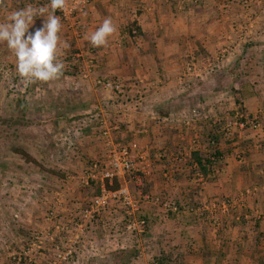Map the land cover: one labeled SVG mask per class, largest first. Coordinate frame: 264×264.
Returning <instances> with one entry per match:
<instances>
[{
    "label": "crops",
    "instance_id": "obj_1",
    "mask_svg": "<svg viewBox=\"0 0 264 264\" xmlns=\"http://www.w3.org/2000/svg\"><path fill=\"white\" fill-rule=\"evenodd\" d=\"M27 4L46 6L49 0H0V22ZM107 17L116 32L106 46L93 48L85 36ZM44 19L34 18L28 33L42 27ZM61 23V41L69 45L63 54L76 49L90 60L80 98L97 102L99 109L80 132L67 122L52 129L71 151L61 161L63 170L52 174L54 206L60 204L59 192L69 191L60 214L76 218L99 186L112 151L127 148L132 157L136 153L150 162L148 174L124 173L113 180L138 204L145 232L125 233L122 209L112 204L78 231L79 242L66 264H264V0H95L75 26ZM132 25L137 34L129 31ZM0 54L15 64L6 45L0 44ZM188 63L197 68L191 77L184 73ZM96 79L120 83L126 96L95 89ZM65 92L67 107L73 97ZM61 102L59 94L52 95L56 124L78 114L59 111L62 106L55 103ZM190 108L198 118L189 117ZM237 108L243 119L261 117V123L226 129L229 112L236 115ZM213 131L221 135V164L201 175L200 182L191 171L190 153H205ZM94 164L98 168L91 171ZM88 172L96 177L91 188L81 184ZM56 224L54 219L52 230ZM116 230L120 233L110 238ZM74 232L71 222L67 240L58 243V234L55 244L65 248ZM9 256L1 254L0 264H9Z\"/></svg>",
    "mask_w": 264,
    "mask_h": 264
},
{
    "label": "rangeland",
    "instance_id": "obj_2",
    "mask_svg": "<svg viewBox=\"0 0 264 264\" xmlns=\"http://www.w3.org/2000/svg\"><path fill=\"white\" fill-rule=\"evenodd\" d=\"M89 55L92 54L89 53ZM6 58L0 54V255L11 254L9 264H35L33 260L37 264H44L39 258H43L45 264L47 262L51 264L54 258L53 245L55 240L57 241L56 234L52 233L53 220L56 219L60 225L67 227L71 225V222L74 225L79 222L78 215L76 218L66 219L63 214H60L59 208L70 200L69 191L59 192L60 204L54 206L52 193L57 191V188L51 180L52 174L63 170L65 163L61 164V161H67L71 151L68 141H62L64 137L61 134H52V129L67 122L80 132V129L87 126L88 120L90 125L92 124L90 117L99 109L97 102H86L80 98L81 94L85 93L81 92V88L90 74L88 71L90 68L87 69L90 60L86 56H81L76 49L61 55L59 59L65 67L63 75L54 80L57 82L55 87L52 81L36 82L25 86L16 71L15 64L7 62ZM185 69V75L191 77ZM64 81H67L69 85L64 87ZM93 83L95 89L99 87L95 82ZM92 87L91 85L89 89L94 88ZM65 91H71V97H73L67 107L63 101L67 93ZM126 92L123 87L122 94L117 98L126 96ZM53 94H59L62 97L61 103H55L56 108L58 104L62 106L59 111L78 114L74 118H67V121L62 120L56 124V120L52 117L56 113L55 107H52ZM234 104L240 105L239 102ZM237 111L239 113L236 115V112H229L232 115L227 122L242 121L244 127L261 123V117L257 120L243 119L239 108ZM8 119L14 122H9ZM219 123L221 125L219 127H223L225 121L222 120ZM54 136H57L56 140ZM54 157H57L58 163ZM91 185L92 183L85 188H91ZM90 191H88L89 196H91ZM92 196L94 197V192ZM15 214L17 218H14ZM38 234H41L42 241V247L39 249L36 248L34 239L39 236ZM46 235H50L51 239ZM66 236L68 234L65 232L59 233L58 243L65 242ZM21 239H24V244L19 241ZM60 249L63 251V247ZM11 257H19L20 261H14Z\"/></svg>",
    "mask_w": 264,
    "mask_h": 264
},
{
    "label": "built area",
    "instance_id": "obj_3",
    "mask_svg": "<svg viewBox=\"0 0 264 264\" xmlns=\"http://www.w3.org/2000/svg\"><path fill=\"white\" fill-rule=\"evenodd\" d=\"M95 0H65V8L63 10H57L56 13L60 16L61 20L64 22H73V26H75V19L82 15L86 9L94 2ZM185 70L191 76L195 72H197V68L192 63H188L185 65ZM95 84L99 86L101 89L105 91H109L112 94L118 96L123 92V86L115 82L113 80L107 79H96L94 80ZM192 119L198 118V114L196 109H191L189 111ZM233 125L238 127H244L243 122L239 123H231L228 122L226 124V129L231 128ZM254 128L257 127V123L252 124ZM103 136H107V132L102 133ZM135 149V147H132ZM134 151V150H133ZM131 152H128L127 148H121L120 151H112L110 153V159L107 162V168L101 169L99 177H98V194L92 197L84 206L83 209L79 212L78 215V223L75 224V232L73 233L72 239L70 240L69 245L65 248L63 247V251H61V247L57 244L54 247V258L51 264H61L68 261V259L73 256V253L76 249V245L79 242V232L84 229L85 224H90L93 221L97 220L101 215L111 210L112 204H119L120 209H122V219L125 222L124 230L125 233L131 235H141L146 230V222L144 219L138 218L137 213L139 212V206L133 199L131 198L126 187H119L117 189L109 188L112 185L114 179L118 178L120 175L127 174H135V175H145L148 174L150 168V162L143 158L142 156L134 153L133 157L130 155ZM97 165H93V169L91 171L96 170ZM196 177L199 178L200 182H202V177L199 173H196ZM96 179L94 173L88 172L85 178L81 181V184L84 187H88L90 181ZM153 202L158 203L159 200L153 199ZM227 203H224L222 208H226ZM214 208V207H213ZM212 222L214 224L218 223V219L215 217L214 212H211ZM53 214V213H52ZM14 218H17V215H14ZM110 222L108 221L107 224ZM110 226V225H109ZM66 225L56 224L54 226V234L58 235L59 233L66 232ZM111 232V231H110ZM120 232L116 230L114 233H108L110 238H114L115 234L118 235ZM39 236L34 237L36 248L39 249L42 246L41 234ZM49 239H51L50 235H46ZM124 239V238H123ZM33 247L35 245L33 244ZM150 264H158L157 261L152 260Z\"/></svg>",
    "mask_w": 264,
    "mask_h": 264
},
{
    "label": "clouds",
    "instance_id": "obj_4",
    "mask_svg": "<svg viewBox=\"0 0 264 264\" xmlns=\"http://www.w3.org/2000/svg\"><path fill=\"white\" fill-rule=\"evenodd\" d=\"M64 8L65 0H49L48 5L39 7L27 4L11 11L6 20L0 22V44L6 45L13 54L16 71L25 86L54 81L63 75L65 65L59 57L63 55L62 49L69 45L61 41V18L55 13ZM36 17L45 18L43 25L34 33H28ZM115 32L112 19L107 17L85 39L93 48H102Z\"/></svg>",
    "mask_w": 264,
    "mask_h": 264
},
{
    "label": "trees",
    "instance_id": "obj_5",
    "mask_svg": "<svg viewBox=\"0 0 264 264\" xmlns=\"http://www.w3.org/2000/svg\"><path fill=\"white\" fill-rule=\"evenodd\" d=\"M129 31H134L135 34L138 33L137 28L133 25ZM236 104H237V102H236ZM8 120H9V122H12V123L14 122V121H11V119H8ZM14 124H16V122ZM214 131H213V133L207 134V137H206L207 149H206L205 153H201L199 151H192L190 153L189 159L191 160L192 166H194V169L191 171H196L197 173H199L202 176L207 175L209 173V170L212 167H215V166L219 167V165L221 164L222 151L218 147L219 146L218 144L220 143V140H221L220 139L221 135H219V134L217 135ZM109 188L117 189L118 187H116L114 185V181H113L112 185ZM94 190H95L94 196H96L99 192L98 187H95ZM29 264H31V263H29ZM158 264H161V263L158 262Z\"/></svg>",
    "mask_w": 264,
    "mask_h": 264
}]
</instances>
